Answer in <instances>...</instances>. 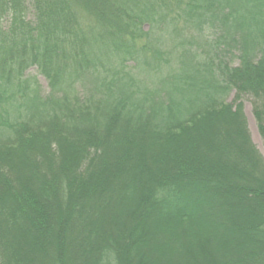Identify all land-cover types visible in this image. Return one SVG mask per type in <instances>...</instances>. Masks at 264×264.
Returning <instances> with one entry per match:
<instances>
[{
	"label": "trees",
	"instance_id": "obj_1",
	"mask_svg": "<svg viewBox=\"0 0 264 264\" xmlns=\"http://www.w3.org/2000/svg\"><path fill=\"white\" fill-rule=\"evenodd\" d=\"M246 100L264 0H0V264H264Z\"/></svg>",
	"mask_w": 264,
	"mask_h": 264
},
{
	"label": "rangeland",
	"instance_id": "obj_2",
	"mask_svg": "<svg viewBox=\"0 0 264 264\" xmlns=\"http://www.w3.org/2000/svg\"><path fill=\"white\" fill-rule=\"evenodd\" d=\"M162 29H164V28H162ZM158 33H160V34H157V37H158V40H159L158 45H160V46H162L164 48L169 47L170 44H171V40L168 39L165 31H159ZM170 66L171 67H175L174 65H170ZM162 69L164 70V72H163L164 74H166L168 72V70H165L166 67H163ZM30 73L32 75H35L36 74L35 70H33V69H30ZM37 77L39 79V83H40V86H41L43 92L44 93L47 92L48 87H47V84H46L45 80L41 76H37ZM155 77H156V75H153L152 76V79L155 78ZM243 106H244L243 107L244 114L246 116V121H247V125H248L249 132H250V135H251V139L254 142V144L256 145L257 149L262 153V155L264 157V142H263V139H262L261 135L259 134V131H258V128H257V123H256V120H255L254 115L252 113V105H251V103L249 101L246 100L243 103ZM4 111L9 112V113H14L15 112V110L13 108H11V107H6L4 109ZM205 154H208V152H205ZM218 178H219V180H221L220 175H219ZM221 183L224 184L225 186L227 185V184L223 183V181ZM245 184H248L250 186H253L254 185L253 182H245ZM221 187H224V186L222 185ZM224 195H225V193H224ZM210 196L212 198H214L215 197V194H212L211 193ZM228 196H230V195H228ZM228 201L231 202L232 209L236 213V215H239L241 217L243 216V213L248 212L251 209L252 205H253V204L251 205L248 202L247 203H244L243 201H240V200H237L236 201L235 198L228 199ZM217 207H219V206H217ZM223 207L226 210L229 211V209H228L229 206H227V205L225 206L223 204ZM232 220L234 221V217L232 218ZM192 264H194V263H192Z\"/></svg>",
	"mask_w": 264,
	"mask_h": 264
}]
</instances>
